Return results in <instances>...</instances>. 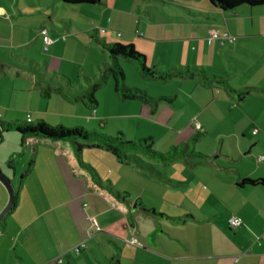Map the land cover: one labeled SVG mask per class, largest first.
<instances>
[{
    "label": "crops",
    "instance_id": "crops-1",
    "mask_svg": "<svg viewBox=\"0 0 264 264\" xmlns=\"http://www.w3.org/2000/svg\"><path fill=\"white\" fill-rule=\"evenodd\" d=\"M155 1L0 0L1 92L8 80L43 105L23 113L0 104V124L29 118L97 132L111 123L128 141L152 139L151 149L156 139L148 130L178 132L182 140L158 153L182 152L170 161L140 154L125 163L88 142L27 139L25 147L34 148L20 177L8 164L11 180L0 163L16 191L0 223V264H264V186L239 185L264 180V6L224 12L207 0ZM42 31L52 42L47 55L40 53ZM211 31L236 41H212ZM80 44L94 47L95 56L80 60ZM116 44L175 76L163 83L137 71L141 79L130 85L118 60L126 87L144 99H121L107 72L94 81L86 75L79 87V64L99 70V48ZM210 134L212 149L197 148ZM84 149L99 151V160L86 163ZM6 201L0 185V211ZM233 217L239 228L229 226Z\"/></svg>",
    "mask_w": 264,
    "mask_h": 264
},
{
    "label": "trees",
    "instance_id": "trees-1",
    "mask_svg": "<svg viewBox=\"0 0 264 264\" xmlns=\"http://www.w3.org/2000/svg\"><path fill=\"white\" fill-rule=\"evenodd\" d=\"M64 5H97L101 0H61ZM211 5L221 11H233L240 6H264V0H207ZM109 56L115 62L114 69L107 72L113 79L115 92L121 99H144L145 95L140 91H132L125 85V74L118 60L132 63L141 78L145 80H155L166 83L175 74H161L154 69L148 68L145 63V57L136 52L131 45L116 44L107 48ZM106 76V75H105ZM220 83V82H219ZM96 87H93L91 93L88 94V100L94 104L93 94ZM15 132L19 138L21 146H24L27 139L43 138L51 141H64L77 144V142L91 143L92 147L102 148L111 155H113L120 162L127 163L131 160V155H147L152 158H159L162 161H170L178 154L174 150L167 157L155 153L151 150L152 139H147L138 143L128 141L124 138L122 133H118L116 138H111L103 133L88 132L82 127L66 128L63 126H50L43 121L37 123L27 122H2L0 124V133ZM150 143V144H149ZM149 144V145H148ZM77 146V151H80V145ZM31 163L29 164L30 169ZM240 186H264V180H242Z\"/></svg>",
    "mask_w": 264,
    "mask_h": 264
},
{
    "label": "rangeland",
    "instance_id": "rangeland-1",
    "mask_svg": "<svg viewBox=\"0 0 264 264\" xmlns=\"http://www.w3.org/2000/svg\"><path fill=\"white\" fill-rule=\"evenodd\" d=\"M160 2H161V0H156L155 4L157 6H160V4H162ZM93 37H96V35H93ZM99 49L100 50H99L98 54H100V58L98 57V59H100V61H101V66H100L99 70L96 68H93L92 64L90 65V62H84L86 65L85 68H83L84 64L82 67H81V64H79L80 66H78V68L82 69V71H83L81 73V77H82L83 81L81 82L82 85L80 84L81 86L79 85V87H82V88L85 87L86 81H84V77L86 75H87L86 78L88 80L94 81V79H96V77H99L100 75L104 76L106 74L105 71L108 70L107 65H110V69H114L115 62L113 59L109 58V53L106 50H103L102 48H99ZM75 51L77 54L81 55L80 60H84L86 58V56H88V55L91 57L92 55L95 56V54H96L94 47H92V48L89 46L86 47L85 44H83V45L80 44L78 46V48L77 47L75 48ZM40 53L42 55L43 54L47 55V53H45L44 50L40 51ZM32 57L33 58L29 57V59H32L34 62H36L38 64L41 63L42 66L44 65V58L42 56H32ZM105 59L107 61H105ZM119 60L122 61L121 59H119ZM121 64L123 66H125V71H127V75H128V77H127L128 83L130 85H133L134 82L136 81V79H138V80L141 79L137 73L136 67L132 63L123 62ZM27 69H29V68H27ZM39 71L41 74H43V75L45 74V68L44 67L39 69ZM76 74H77V70H75V68H74V71L71 74L72 75L71 77L74 80H75ZM109 79H110V82H112L111 77H109ZM12 86L13 85L11 83H9L8 80H6V84L4 85V87H7L9 89H8L7 93L4 91V89H3V92H1V89H0V104H2V105L4 104L6 107H9V106L10 107H17V108H19V110H22L23 113L30 111L29 107H31L32 105L35 106L36 103L38 105H42L41 104L42 101L37 99L35 96L34 97L33 96L28 97V95L19 92V90H18L19 84H16L14 91H13V89H11ZM1 87L4 88L3 86H1ZM82 88H80V90ZM99 100H100V103H102V99L99 98ZM42 108H43V105H42ZM51 108H52V105L50 107V110H51ZM19 122H21V121H19ZM112 127H113V125L111 123H108L106 126V129L102 130V129L98 128L96 131L98 133H103V134H105L111 138H116L117 135L114 132H112V130H111ZM148 131H149V133H152V135H154V137L156 139V145H152V149H151L155 153H161L162 154L164 152L165 154H168V152H166L167 150H165L166 149L165 147L170 146L172 142L179 143L182 141L181 137L176 135L178 132L165 131V130L161 131V130H155V129L154 130H148ZM88 132H93V131L88 130ZM141 133H142V135H144L143 131ZM190 133H191V135H193L192 129H190ZM134 135H135L134 131L129 132V137L132 140H133V137H135ZM1 136H2V139L0 141V163H1L2 169L7 173V175H9V177L12 180L13 171L11 169H8L7 165L10 164L13 167H15V169L18 173V177H20V173L24 172V170H26L28 162L25 164V166L21 172H20L19 165L21 164V162L26 161L27 157L30 156V153H32V151H33L34 145L29 144L30 147H25V145L21 146L20 138L15 132L10 131V132H6V133H2ZM215 136H216V134L215 135H211V134L208 135V137H205L203 139V141H201V143H199V145H197L196 147L197 148L202 147V148H205L208 150L212 149L213 143L216 141ZM193 144L194 143L191 142V146H194ZM83 152H84V160L86 163L89 160L90 163L93 165L96 163L95 161L99 160V158H97L99 151L97 152V151H94L92 149L91 150L90 149H84ZM169 153H171V152H169ZM100 154L102 155L103 152L100 151ZM108 156L113 158L110 154ZM13 160H14V162H12ZM20 167H22V165H20ZM17 186H18V184H17Z\"/></svg>",
    "mask_w": 264,
    "mask_h": 264
},
{
    "label": "built area",
    "instance_id": "built-area-1",
    "mask_svg": "<svg viewBox=\"0 0 264 264\" xmlns=\"http://www.w3.org/2000/svg\"><path fill=\"white\" fill-rule=\"evenodd\" d=\"M41 35H42V40H43V50L47 51L52 42H51L50 38L48 37L46 31H42ZM209 37H210L209 38L210 40L218 41L221 44H224V43L233 44L236 41V38L231 36V35H229V34H226V33L219 34V33L215 32V31H211ZM27 121H29V118L27 119ZM241 225H242V221L239 218L233 217V218H231L229 220V226L231 228L236 229V228H239ZM130 243L132 245H136L137 247H141V245L136 243L135 240H133V239L130 241ZM83 248H84V245L81 244V245L76 246L75 248H73V251L75 253H79L80 250L83 249Z\"/></svg>",
    "mask_w": 264,
    "mask_h": 264
},
{
    "label": "water",
    "instance_id": "water-1",
    "mask_svg": "<svg viewBox=\"0 0 264 264\" xmlns=\"http://www.w3.org/2000/svg\"><path fill=\"white\" fill-rule=\"evenodd\" d=\"M2 139L0 133V141ZM0 185L3 187L7 194V201L2 210L0 211V223L2 220L9 214V212L13 209L16 200V191L12 184V182L2 173H0Z\"/></svg>",
    "mask_w": 264,
    "mask_h": 264
}]
</instances>
